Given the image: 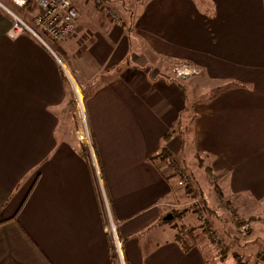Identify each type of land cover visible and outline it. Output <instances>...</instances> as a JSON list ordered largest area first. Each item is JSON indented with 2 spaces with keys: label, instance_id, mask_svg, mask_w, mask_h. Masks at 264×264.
<instances>
[{
  "label": "crops",
  "instance_id": "0c3cea01",
  "mask_svg": "<svg viewBox=\"0 0 264 264\" xmlns=\"http://www.w3.org/2000/svg\"><path fill=\"white\" fill-rule=\"evenodd\" d=\"M113 1L72 0L75 34L48 48L9 36L0 0V264H237L161 223L176 186L158 155H191L229 200L264 202V0ZM125 4L131 20L107 14ZM167 59L200 85L167 77ZM64 61L88 89L97 174L67 117Z\"/></svg>",
  "mask_w": 264,
  "mask_h": 264
},
{
  "label": "rangeland",
  "instance_id": "374dc122",
  "mask_svg": "<svg viewBox=\"0 0 264 264\" xmlns=\"http://www.w3.org/2000/svg\"><path fill=\"white\" fill-rule=\"evenodd\" d=\"M3 1L6 2H3L5 5L8 4V7L13 8L12 11L4 5V7L9 12H11V14L14 16H16L14 12L20 14L19 11L21 8L13 5L10 0ZM73 1L75 4V0ZM90 1L93 2L94 0ZM103 1L110 2V0ZM122 1L129 2L128 0H114L113 2L120 3ZM0 4L3 6L1 2ZM112 7L114 10L107 12V14L111 16L113 20H117L118 16H125L126 19L129 18L131 20L137 11V8H135L133 5L131 8L129 4H125L118 9H116L114 5H112ZM9 12H7V14L14 21L15 18ZM95 12L96 11L90 8V10L84 13L89 16L90 20H97L98 17L96 16ZM23 22L31 25L32 21L30 22L28 19V21L23 20ZM75 22L78 23V17L76 18ZM75 31L76 27L70 37L75 34ZM73 44L74 40H71L66 43V47H70ZM77 48L80 50V46ZM64 62H62L64 78L69 89L67 99V117L71 123L73 136L78 142L85 146H83V148H86L89 161L91 162L97 174V161L91 142V132L87 120L88 113L86 97L89 94L88 89L84 87V83L82 81L81 84L75 81L76 77H73L70 74V69L67 66V63ZM165 65L167 66V69L165 70L167 72L166 76L171 80L174 79L176 81H180L182 80L181 77L184 76L186 77L184 82L189 85L191 84L194 88L200 85V76L198 75V70L196 68L192 66L190 67L182 62L170 61L169 59H167V64ZM199 91L200 90H193V94L196 95L195 97H197L198 100L199 98L204 97L203 95L199 94ZM86 141H89L88 144L90 147L84 143ZM186 159L187 160H181V162L176 159L174 160L176 165L174 166V164H172L174 167H172L173 172H171V175L175 176L176 186V190L173 191V198L176 199L169 202H164V206L167 211L166 214H164V217H162L161 223L173 228L178 238L182 239L183 241L187 240L190 242H196L199 240L200 236V242L204 241L207 244V251H205L212 263L215 257L218 258V256L222 260L225 258V256H228L231 257V261H233V254L236 253L253 264H259V262L261 263L264 260V216L261 218H255V216L258 214L262 216L261 213L264 212V202L256 203L252 201L246 202L244 204L241 197L235 199L232 198L229 200L226 198V196H224L223 192H221L222 190L220 186L217 184V187L213 186V183L208 176L209 174L205 172L203 166H200V164L202 165L203 161H198L191 155H187ZM203 165L206 166V163L203 162ZM182 174L185 179L182 177ZM180 180L183 181L182 184L179 183ZM187 183L191 184L193 191L190 192L185 190ZM202 199L207 204L205 210L202 206ZM105 203L107 208L108 202L106 197ZM195 207H198L197 209L199 210V213L196 212ZM215 210L219 211L218 216L220 217V222L214 221V224L211 221V217L214 219V217L211 216V212H214ZM168 215L170 218L165 219ZM246 219H248V221L251 219L253 225L255 224V226H253L252 230L249 232H247L242 226V224L246 223ZM108 225L110 227V231L112 230L114 234L115 227L113 229V224L110 223V221L108 222ZM245 231L247 234L246 236ZM245 237H247L249 241H241L240 243V239ZM114 243H117L116 246L114 245V247L116 249L117 255L120 256L122 245H120L119 241H114ZM227 251L231 254L227 255L229 254ZM223 252H226V255H224ZM228 257L223 261L228 262Z\"/></svg>",
  "mask_w": 264,
  "mask_h": 264
},
{
  "label": "built area",
  "instance_id": "2783aa9c",
  "mask_svg": "<svg viewBox=\"0 0 264 264\" xmlns=\"http://www.w3.org/2000/svg\"><path fill=\"white\" fill-rule=\"evenodd\" d=\"M19 8L34 7L36 13L32 19V26L9 12L15 20L8 30V35L16 37L29 32L34 35L46 47L50 42H60L70 37L76 27L77 12L73 7L72 0H10ZM58 61H60L58 59ZM84 120V118H83ZM88 144L89 141L84 142ZM183 177V174H182ZM185 179V177H183ZM183 183L182 180L179 181Z\"/></svg>",
  "mask_w": 264,
  "mask_h": 264
},
{
  "label": "trees",
  "instance_id": "16d2710c",
  "mask_svg": "<svg viewBox=\"0 0 264 264\" xmlns=\"http://www.w3.org/2000/svg\"><path fill=\"white\" fill-rule=\"evenodd\" d=\"M95 1V3H97L98 5L101 3V1L102 0H94ZM158 156H161L162 158H165V159H168L169 161H171V163L172 164H174V165H176L175 164V157H173V156H171L170 154H168V152H167V149L165 148V147H163L162 148V150H161V152L159 153V155ZM203 163V162H202ZM200 166H203V164L201 165L200 164ZM205 169V172H207V173H209V176H210V172L208 171V167L207 166H205L204 167ZM211 182L213 183V185L215 184V178H213V179H211ZM185 190L186 191H193V189H192V186H191V184H189V183H187V185H186V187H185ZM196 206V205H195ZM202 206H203V208H204V210H205V207L207 206V204H206V202L202 199ZM198 207H195V209H196V212L197 213H199V210L197 209ZM202 208V209H203ZM206 210H208V209H206ZM228 252V251H227ZM229 253V252H228ZM223 254L224 255H226V252H223ZM231 253H229V254H227V255H230ZM228 257V256H227ZM226 256H225V258L223 259V260H226V258H227ZM229 258H231V257H228V259ZM233 258H234V261L237 263V264H253V263H251V262H249V261H247V260H245L244 258H242L241 256H239V254L238 253H236V254H233ZM262 263V262H261ZM260 262H259V264H261ZM255 264H258V263H255ZM263 264V263H262Z\"/></svg>",
  "mask_w": 264,
  "mask_h": 264
},
{
  "label": "water",
  "instance_id": "95a60500",
  "mask_svg": "<svg viewBox=\"0 0 264 264\" xmlns=\"http://www.w3.org/2000/svg\"><path fill=\"white\" fill-rule=\"evenodd\" d=\"M170 218V216L168 215L165 219H169Z\"/></svg>",
  "mask_w": 264,
  "mask_h": 264
}]
</instances>
